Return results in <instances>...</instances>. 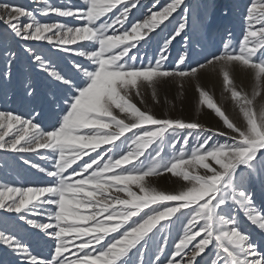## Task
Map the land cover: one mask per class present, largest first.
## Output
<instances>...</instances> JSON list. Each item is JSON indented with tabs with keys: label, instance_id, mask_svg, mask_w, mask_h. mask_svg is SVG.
<instances>
[{
	"label": "snow or ice",
	"instance_id": "snow-or-ice-1",
	"mask_svg": "<svg viewBox=\"0 0 264 264\" xmlns=\"http://www.w3.org/2000/svg\"><path fill=\"white\" fill-rule=\"evenodd\" d=\"M33 2L39 6L26 9L0 0V23L5 38L25 42L23 51L63 93L47 100L49 106H59L47 117L43 108L34 106L31 85L24 89L29 116L0 110V150L21 158L35 153L51 161L49 168L23 159L48 182L0 183V210L17 214L24 225L42 233L49 255L33 254L4 219L0 247L15 258L7 264H264V243L257 244L238 220L242 212L264 235V209L255 202L257 183L264 188V0H249L245 6L239 41L233 43L227 32L219 50L195 61V66L189 32L211 28L206 6L199 2L170 0L162 10L150 8L145 18L130 25L129 14L140 0H81L79 7ZM117 6H122L119 14L109 16ZM177 12L180 21L145 62L138 56L142 42L147 44L150 34ZM232 13L233 6L225 4L223 17ZM49 15L82 23H46L38 18ZM177 38L184 47L170 60V46ZM27 42H45L86 62L74 60L68 75ZM6 51L10 67L18 53ZM237 73L251 75V92L237 85ZM209 76L222 78L241 124L200 86V79ZM190 82L199 94L197 110L214 112L222 130L198 120L157 115L147 107V92L159 104L161 91L174 89L183 97ZM216 136L225 137V142H214ZM190 140H195L194 148H188ZM181 142L183 147L177 148ZM165 145L173 154H165ZM164 173L183 185L162 190L148 179ZM259 194L264 196V191ZM177 222L181 231L168 252L165 230ZM157 235L161 241L147 257Z\"/></svg>",
	"mask_w": 264,
	"mask_h": 264
},
{
	"label": "rangeland",
	"instance_id": "rangeland-1",
	"mask_svg": "<svg viewBox=\"0 0 264 264\" xmlns=\"http://www.w3.org/2000/svg\"><path fill=\"white\" fill-rule=\"evenodd\" d=\"M7 2L23 6L26 9H34L39 5L35 4L33 0H7ZM190 5L199 2L202 6H206V10L209 14V23L211 28L207 31H201L199 34L189 32L190 46L189 50L193 56V66L195 61H202L205 55L211 52L217 51L220 48L221 39L225 37L227 32L231 33V39L233 43H236L242 38L245 24L243 21V13L245 6L249 3V0H186ZM49 3L57 7H79L81 0H49ZM170 0H140L139 5L132 9L129 14L128 24L135 21H141L148 14V9L162 10ZM225 4L233 6V13L230 18L225 19L222 15L223 7ZM122 10V6H117L113 9L109 16L118 15ZM174 19L170 18V21H166L165 25H161L154 33L150 34V39L147 44L142 42V46L139 47L138 56L142 57L146 62L152 59L158 52L159 47L163 44L164 39L172 32L175 26L180 21L179 12L174 13ZM42 22H65L70 25H80L82 22L74 20L72 18H61L55 15H49L47 17H38ZM118 27V26H117ZM27 45L33 47L34 50L40 54L46 55L52 62V66L56 70L66 72L68 75H72L70 68L72 62L84 63L83 58L76 56L72 53L58 52L45 42H27ZM79 45H73L71 47H78ZM25 42L12 39L11 37L5 38V26L0 23V110H10L18 114L29 116L31 114V107L27 103V98L24 94V89L31 85V88L35 89V101L39 111L41 108L44 110L45 117L53 110H58V105L49 106L47 100L52 96H60L63 93V89L58 86L50 75L41 70L34 61L29 59V54L23 51ZM184 45L180 38L170 46V60H174L178 53L182 52ZM7 50H15L18 53V58L9 67L7 62ZM133 53L137 52V49L132 50ZM11 72L9 77L7 73ZM235 80L240 88L244 91L251 92L254 87V81L248 73H237ZM201 87L210 92L216 102L222 106L223 110L229 115L230 119H233L238 125L241 124L242 117L240 116L238 109L231 101L230 95L224 91V85L222 78L219 76H209L202 78L199 81ZM199 94L196 90L195 82H190L185 85L183 97H178L174 89H169L160 92V103L156 104L151 99L150 91L145 94V103L157 115H169L172 117H179L185 120H198L206 126L215 129H223L222 121L212 112L205 108H198ZM140 107H144L139 104L138 100H134ZM261 103L258 98L257 104ZM47 121L42 124L46 126ZM128 135H131L130 133ZM179 139V138H177ZM225 137H214V142H225ZM196 146L195 140H190L188 148H194ZM183 147V144L177 145V148ZM42 153L45 150H40ZM165 154H173V150L165 145ZM95 155V153H93ZM18 155L16 153L5 152L0 150V183L10 186H39L48 182V178L44 174L38 172L37 169L32 168L30 165L23 163V159H30L32 163L40 164L42 167H51V161L41 160L35 153H24ZM84 159H88L85 157ZM79 163V162H78ZM75 167V165L73 166ZM71 171V170H69ZM155 184L156 187L162 190H177L183 185V181L173 177L171 173H164L160 177L148 178ZM264 191L259 183L256 185L257 195L255 196L256 206L260 209H264V196L259 193ZM7 219L9 221V227L15 226V230L20 237L30 246L33 254L38 255L40 258H47L49 255V244L42 233L37 230L30 229L27 225H24L22 221L17 219L15 213H5L0 210V220ZM241 229L251 234L257 244L264 243V235L259 230L250 224L241 212L238 216ZM181 231V223L177 222L170 225L165 230L167 236V251L172 250L173 243L176 241L178 234ZM199 239V238H197ZM161 236L157 235L155 242L149 245V252L147 257H151L155 251V244H159ZM15 258L5 251L3 247H0V261H4L5 264L9 261H13Z\"/></svg>",
	"mask_w": 264,
	"mask_h": 264
}]
</instances>
